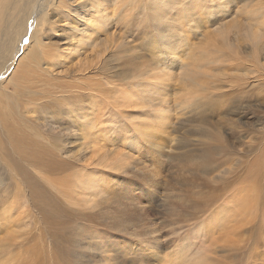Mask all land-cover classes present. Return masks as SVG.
I'll list each match as a JSON object with an SVG mask.
<instances>
[{"label":"rangeland","instance_id":"obj_1","mask_svg":"<svg viewBox=\"0 0 264 264\" xmlns=\"http://www.w3.org/2000/svg\"><path fill=\"white\" fill-rule=\"evenodd\" d=\"M19 1L0 34L22 47L0 61V264H264V0H42L35 26ZM103 174L119 181L90 210Z\"/></svg>","mask_w":264,"mask_h":264},{"label":"bare ground","instance_id":"obj_2","mask_svg":"<svg viewBox=\"0 0 264 264\" xmlns=\"http://www.w3.org/2000/svg\"><path fill=\"white\" fill-rule=\"evenodd\" d=\"M6 1L7 0H0V16H1V20H0V34L2 35V36H5V37H7V36H12V30H14V29H17L16 27H17V25H14L13 23H11V22H15V21H17V20H15L14 19V15H11V14H8V12L6 11L7 9V7H5L6 6ZM15 1V0H14ZM20 1H22V0H20ZM20 1H19V3H20ZM26 1V0H25ZM41 1L42 0H27L26 2H28V6H29V12H27V13H30L29 15H28V17L25 19V20H23V18H21V19H19L18 21L19 22H22L23 24L24 23H28V20L29 19H31L30 21H32V22H30L31 23V26H35V24L37 23V19H38V15L39 14H41V13H39L38 14V12L40 11V8L42 7L41 6ZM113 1V0H112ZM118 1V0H117ZM153 2H155L156 0H152ZM173 0H161V2L158 4V10L160 9L161 10V12H160V15L162 16L163 15V13H162V8L164 7V8H166V7H169V5L171 4V2H172ZM219 1V0H218ZM23 3L21 4V6H22V8H26V6H25V2H24V0L22 1ZM61 2H62V0H61ZM85 2H90V5L92 4L93 5V2H94V0H87V1H85ZM104 2V1H103ZM222 2V1H221ZM44 3V2H43ZM53 3V2H52ZM56 3V2H55ZM99 3V2H98ZM13 4V2L11 3V5ZM218 4H220V3H218ZM224 4V3H223ZM30 5H31V9H30ZM42 5H44V4H42ZM46 6L45 7H47V4H45ZM102 5V4H101ZM58 6V5H57ZM57 6H55L54 8L55 9H57L58 7ZM97 6V5H96ZM4 7H5V9H4ZM11 7V6H10ZM44 7V6H43ZM16 8V7H15ZM93 8H95V7H92V9ZM14 9V8H13ZM54 9V10H55ZM4 10V12L6 11V13H5V15L6 16H8L7 18L5 17V19L2 17V15H1V12ZM28 10V9H27ZM96 10V9H95ZM103 10V9H102ZM153 10V9H152ZM167 10V9H166ZM19 11H20V9H19ZM24 11V10H23ZM47 11V10H46ZM49 11V10H48ZM47 11V12H48ZM154 11V10H153ZM3 12V13H4ZM41 12V11H40ZM55 12V11H54ZM102 12H105V11H102ZM150 12V11H149ZM26 13V12H25ZM100 13V12H99ZM154 13V12H153ZM44 14V13H43ZM167 14H169L168 12H167ZM46 15V14H45ZM98 14H96V16H97ZM104 15V14H103ZM23 16V15H22ZM40 16V15H39ZM102 16V15H101ZM100 16V17H101ZM167 16V15H166ZM23 17H26V16H23ZM95 17V16H94ZM168 17V16H167ZM155 18V17H154ZM164 19H165V17H163ZM180 18H183L182 17V15H180ZM163 19V20H164ZM168 19V18H167ZM45 20V19H44ZM102 20V19H101ZM167 21V20H166ZM165 21V22H166ZM102 22V21H101ZM262 21H260L258 24H260ZM29 23V24H30ZM50 23V22H49ZM98 23V22H97ZM38 24H41V23H39L38 22ZM51 24V23H50ZM49 24V25H50ZM167 24V23H166ZM21 26L20 27H22V24H20ZM27 25V24H26ZM259 26H261V25H259ZM35 28V27H34ZM40 28V27H39ZM27 29H28V27H27ZM41 29V28H40ZM170 29H171V27H168L166 30H165V32H169L170 31ZM38 30V29H37ZM24 31V29H21L20 30V32H23ZM30 31H32V30H30ZM35 31H36V28H35ZM26 32H28V31H26ZM40 32H41V30H40ZM17 33V32H16ZM20 34V33H19ZM38 34V33H37ZM36 34V32H33L32 34H30V35H32V39H33V41L35 42V43H37V35ZM16 35V34H15ZM27 35V34H26ZM166 35V34H165ZM17 36H20V35H17ZM16 36V37H17ZM23 38V37H22ZM163 38V37H162ZM18 39V38H17ZM21 39V38H20ZM180 40H182V39H180ZM179 40V41H180ZM11 41V40H10ZM10 41H9V43H10ZM24 41V40H23ZM28 41V40H27ZM173 41V40H172ZM8 42V41H7ZM7 42H3V44H1L0 43V61L1 60H3V59H5L6 58V60H7V62L5 63V62H3V63H5V66L7 65V64H11V62H13V60H14V58L16 57V55L18 54V52L19 51H21V49H22V47H21V40L19 41V43L17 44V46H11V47H9V43H7ZM179 43V42H178ZM38 46V45H37ZM175 46H178V44L177 45H175ZM19 47V48H18ZM40 47H41V45H40ZM174 47V46H173ZM34 49V48H33ZM36 49V48H35ZM39 50V49H38ZM8 58V59H7ZM5 60V61H6ZM1 67V66H0ZM166 67V66H165ZM6 73V72H5ZM1 75V74H0ZM188 80H192V78H190V79H188ZM164 81V80H163ZM133 84V83H132ZM132 86V85H131ZM129 88V87H128ZM124 89V88H123ZM131 89V88H130ZM126 91V90H125ZM127 91L129 92V90L127 89ZM126 91V92H127ZM118 92V91H117ZM127 92V93H128ZM110 94H113V93H111L110 92ZM109 94V95H110ZM153 96H155V95H153ZM114 97V96H113ZM115 98V97H114ZM153 98H155V97H153ZM150 100V99H149ZM62 102V101H61ZM151 102V101H150ZM156 103V102H155ZM47 104V103H46ZM64 104V103H63ZM65 105V104H64ZM50 106V105H49ZM76 105L75 104H71V105H66V106H64V108H73V113H75L74 112V109L76 110L77 108L75 107ZM59 108V107H58ZM53 109V108H52ZM42 110H43V108H42ZM67 110V109H66ZM80 110V109H79ZM76 111H78V110H76ZM66 112V111H65ZM77 114V113H76ZM68 116V115H67ZM77 116V115H76ZM68 120V119H67ZM82 120L84 121H88V117L86 118V117H82ZM72 127H68V126H62V129H61V131H59L58 130V135H57V137L55 138V139H53L52 137H50V138H52L53 139V142H52V145H51V147H53V146H58L59 144L57 143L59 140L57 139V138H62V139H64L65 141L66 140H70L71 139V137L73 138V136H75V134H74V132H76L77 131V128L75 129V123H74V120H72ZM69 130H71V133H70V135H67V132L69 131ZM146 130H147V128H146ZM50 131H52V130H50ZM49 131V132H50ZM42 133V132H41ZM46 137V136H45ZM48 137V136H47ZM49 138V137H48ZM51 139V140H52ZM66 144H68V141H66V143H65V145ZM129 165V164H128ZM127 165V166H128ZM123 166H124V164H123ZM114 167H116V166H114ZM57 168V167H56ZM55 168V169H56ZM120 168V167H119ZM125 168V167H124ZM127 168V167H126ZM125 168V169H126ZM54 168H53V170H55ZM121 170V169H120ZM127 170V169H126ZM129 172V171H128ZM37 174V173H36ZM124 174H126V171H125V173ZM38 175H39V173H38ZM40 175H42V174H40ZM87 178V180L86 181H88V184H87V187H89V188H92L93 189V186H95V181H101V179H103V181H102V187L101 186H99V185H96V189L94 190V193H92L91 194V196H88L87 195V198L85 199V200H83V201H85L86 202V204H88V203H91V205L90 206H88V208L90 209V210H94V209H96V208H98L99 207V201L101 202V197H100V195H101V191H104L105 193H106V188H105V186L107 187V189L108 188H110L113 184H115V182L117 183V181H119V177H115V176H113V174H110V175H106V174H103V176L101 177V179H99V177H96V176H88V177H86ZM90 181V182H89ZM79 184H82V187L80 188V190H83L84 191V193H86V192H88V190H87V188H86V186H85V184H84V182L83 181H80L78 178H76V185L78 186ZM116 186H118V185H116ZM81 193V192H80ZM111 194V193H110ZM87 228V227H86ZM86 228H82V229H80V234H79V238H81V240L79 241V245H80V242L82 243V241L84 240V238H85V236H86V234H89L88 233V230L86 229ZM99 237H101V236H98V240H100L99 239ZM84 242V241H83ZM88 242V241H87ZM89 243H91V242H89ZM96 245H97V247L99 246L100 247V243H99V241H98V243H96ZM95 245V246H96ZM85 246V245H84ZM96 247V248H97ZM80 248V247H79ZM100 251V250H99ZM106 256V255H105Z\"/></svg>","mask_w":264,"mask_h":264}]
</instances>
